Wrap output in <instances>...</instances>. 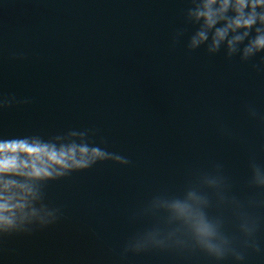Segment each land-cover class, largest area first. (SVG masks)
<instances>
[{"label": "water", "instance_id": "1", "mask_svg": "<svg viewBox=\"0 0 264 264\" xmlns=\"http://www.w3.org/2000/svg\"><path fill=\"white\" fill-rule=\"evenodd\" d=\"M188 4L0 0V94L32 101L0 110V133L95 128L132 161L50 183L47 202L63 216L5 239L3 264H214L201 252L122 250L156 222L133 219L153 195L180 193L217 163L233 195L264 202V189L248 185L249 160L264 164V120L246 111L251 104L264 115V72L252 67L259 58L241 63L173 45ZM257 213L264 248V207ZM246 264H264V251L248 252Z\"/></svg>", "mask_w": 264, "mask_h": 264}, {"label": "clouds", "instance_id": "2", "mask_svg": "<svg viewBox=\"0 0 264 264\" xmlns=\"http://www.w3.org/2000/svg\"><path fill=\"white\" fill-rule=\"evenodd\" d=\"M181 41L189 52L223 53L229 61L238 58L250 63L259 58L252 67L264 72V0H189L184 27L176 31L172 42ZM12 56L23 58L22 53ZM31 102L28 97L0 94V110ZM246 111L249 118L264 120L254 105H247ZM105 162L122 167L132 163L110 150L95 128L69 129L53 136L0 133V244L58 223L63 209L47 202L46 187ZM249 169V187L264 189V164L253 157ZM261 207L264 202L233 195L223 166L217 163L211 171L197 174L182 192L153 195L133 219L153 217L156 222L130 236L122 254L201 252L214 264H246L248 252L264 251L258 238L262 218L257 209Z\"/></svg>", "mask_w": 264, "mask_h": 264}]
</instances>
